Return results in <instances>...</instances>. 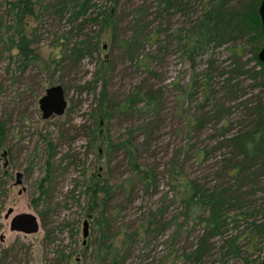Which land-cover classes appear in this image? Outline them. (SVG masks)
Returning <instances> with one entry per match:
<instances>
[{
  "label": "trees",
  "instance_id": "16d2710c",
  "mask_svg": "<svg viewBox=\"0 0 264 264\" xmlns=\"http://www.w3.org/2000/svg\"><path fill=\"white\" fill-rule=\"evenodd\" d=\"M44 1H48L46 5L40 0L6 2L5 21L0 28L5 36L1 44L5 46L7 68L15 65L16 70L23 71L40 64L33 47L34 33L26 34L24 27L26 17L37 18L35 8L51 10L59 21L68 25L77 22V28L82 24L98 27L96 34H80L71 42L69 31L54 38L52 43L57 52L49 58V63L56 70L59 67L67 72L75 70L80 61L98 51L99 33L114 24L112 9H103L100 4H116L117 0ZM191 1H197L198 11L187 16V26L170 31L168 36L172 37L173 47L186 64L190 77L184 84L179 83L180 79L172 81L169 88L175 92L177 109L186 101H195L196 105L188 107L184 113L183 136L187 141L174 149L167 161H156L158 152L151 143L157 124L150 127L160 119L158 116L167 97L164 89L135 86L120 104L110 103L105 80L110 66L106 60L99 62L90 81L80 85L79 89L98 90L96 107L90 116L98 129L104 124L106 164L103 178L82 177L63 197L75 203L80 201L81 195L86 197L84 215L90 218V225L80 252L82 264H202L216 252L220 258L238 260V264H259L258 255L264 254V94L259 92L252 100L238 103L246 113L241 116V128L234 133H229L228 122L232 110L225 106L226 102L239 97L227 91L237 86L238 79L249 80L251 89L264 88V63L256 59V53L264 45V42L261 44L264 33L256 14L260 0H187L186 3L158 0L157 6L161 5L163 13H184ZM142 30L141 27L137 37L143 36L145 44L158 42L157 30L146 33ZM132 44L133 41H121L128 59L153 76L149 60L156 56L138 54L131 50ZM219 48L225 49L228 60L218 73L224 78L219 82L222 88L217 90L212 82L211 53ZM245 54H249V59L243 60ZM54 83L61 85L60 81ZM133 116L139 123L130 122L122 134L112 140L105 124L113 117L121 121ZM208 124L215 131L211 135L214 144L209 150L199 141L191 142L193 138L199 139ZM180 131L174 130L177 134ZM96 132L100 136V132ZM190 132L194 137L188 136ZM3 136L0 123V146ZM87 136L85 147L92 150L94 130ZM215 151L223 153L215 166L214 177L192 175L188 170L190 160L196 164L207 162L208 154ZM115 158L123 162L119 165L123 170L116 174L111 166ZM52 159L50 152L44 161V174L38 180L39 195L29 200L42 228L47 224L44 217L60 206L56 200L50 207L51 200L45 198L51 172L58 169ZM76 162L71 160L67 164ZM0 174H4L1 169ZM82 174L83 170L79 175ZM75 188L76 195L73 194ZM5 193V181L0 179V203ZM138 198L140 201L136 203ZM62 205L67 206L64 201ZM75 227L76 221L63 219L52 229L45 228L43 244L55 246L50 249L51 264L68 263L71 250L62 244L58 235L67 228L72 236ZM158 245H161L159 252Z\"/></svg>",
  "mask_w": 264,
  "mask_h": 264
},
{
  "label": "rangeland",
  "instance_id": "374dc122",
  "mask_svg": "<svg viewBox=\"0 0 264 264\" xmlns=\"http://www.w3.org/2000/svg\"><path fill=\"white\" fill-rule=\"evenodd\" d=\"M14 0H0V24L5 21L6 2ZM46 5L48 1L40 0ZM186 3L187 0H181ZM158 0H117L116 4H100L102 8L112 9V17L114 24L103 29L99 33L98 51L91 57H87L80 61L79 66L70 72L49 63V58L53 57L57 52L54 38L59 34L69 31L71 35L70 42L74 41L80 34L94 35L98 27L89 26L87 24L80 25L77 28V22L66 24L59 21L57 15L49 9L35 8L37 18L26 17L24 20L25 33L33 31L36 54L40 64L38 66H29L27 69L20 71L15 69V65L6 66V55L3 52L5 48L2 39L5 38L0 28V123L3 125L4 136L0 146V169L3 170V162H7L5 167L6 174L0 179L5 181L6 195L1 199L0 203V220L2 227L0 233L3 235L1 246H7L14 241V257L9 256L6 260L7 264H51L50 249L55 246L44 245L42 236L45 228L52 229L53 226L61 221H76V227L73 229L74 234L70 236L68 229H64L60 235L62 244L68 245L71 250L70 258L67 264H82L80 252L81 245V223L83 219H87V228L89 229L90 218L86 217V197L79 198L80 201L75 203L71 199L64 200V194L75 182L82 177L86 179L103 178L106 175V164L103 150L105 144L103 135L105 131L104 124L99 129L92 123L91 114L96 107L97 91L91 92L87 88L79 89L80 85L90 81L92 74L97 69L100 61L109 62V68L106 70V92L110 103L122 102L125 95L132 91L135 86L144 87V89H164L166 91V99L164 107L158 116V121L154 122L150 127H154L152 148L158 152L157 162H164L172 155L173 150L180 147L187 138L183 136L186 129L184 121V113L189 107L190 109L196 105L195 101L184 102L179 109L174 99L173 91H170L169 84L178 79L180 84H184L190 77V72L184 62L179 59L177 49L173 47L172 37H168L170 31L187 26L186 19L193 13L198 11V3L188 2L187 9L184 13H163L161 5L157 6ZM195 11V12H193ZM79 23V22H78ZM142 32L158 31V42L154 44H145L143 36H138L139 30ZM132 42L131 50L138 54L152 53L156 57L149 60V69L154 73L153 76L148 75L142 67H136L132 61L128 59L127 50L121 45V41ZM264 40L261 41V44ZM2 43V44H1ZM138 47V48H137ZM138 50H137V49ZM213 64L211 65L212 82L215 89L220 90L223 85L219 82L224 78L218 75L223 70L228 60V53L224 48H219L211 53ZM249 59V54H245L243 60ZM242 60V61H243ZM253 63H248L252 66ZM198 71V70H197ZM49 80L50 82H47ZM239 80V81H238ZM237 86L233 89H227L232 92V96H239L236 100L226 102L225 106L231 107V115L229 117L230 132L234 133L242 126L241 118L246 113L238 103H244L252 100L255 95L264 94V88L256 87L251 89L250 82L247 79H238ZM55 81L61 82L64 88L67 108L60 117H51L47 120L40 118L37 109V99L42 95L45 88L54 85ZM241 81V82H240ZM226 91V92H227ZM193 110H190L192 113ZM189 112V113H190ZM153 120V119H152ZM135 116L129 119H120L113 117L105 126L109 130L112 140L118 138L125 127L136 122ZM181 130L179 134L174 130ZM94 130V142L92 150L87 149L88 132ZM96 130L100 132L98 136ZM212 125L208 124L202 129L199 139L193 138L198 143L201 142L204 147L209 150L214 142L211 135L215 134ZM96 132V133H95ZM217 133V132H216ZM188 136L194 137L190 132ZM190 142V141H188ZM50 145V146H49ZM53 148V149H52ZM4 152V157L1 153ZM53 153V165H58V169L51 172L50 185L47 184L45 189L47 194L45 198L51 200L50 207L54 206L56 200L59 201L54 212H49L44 217L45 228L40 225L35 210L30 203V198H36L39 195L38 180L44 174V161L49 153ZM223 151H215L209 153L207 162L196 164L190 160L188 170L193 174H208V179L213 176L215 166L220 160ZM68 157H65L67 156ZM114 155V154H112ZM115 156V155H114ZM162 158L161 160L159 158ZM61 159V160H59ZM75 159V160H74ZM77 161L74 164L67 162ZM119 158H115L111 163L115 174L123 170V166L119 165ZM83 170V174L79 175ZM117 170V171H116ZM16 171L21 173V183L14 185V174ZM23 188V189H22ZM18 190H21L18 192ZM77 193V188L73 192ZM84 200V201H83ZM140 199H136V203ZM63 201L67 206H63ZM7 208H11L12 214L19 212H33L38 218L39 228L35 233L23 234L21 232L11 231L8 228V219L2 216ZM41 208V206H38ZM238 224V223H237ZM73 225V224H72ZM74 226V225H73ZM239 229L240 226L238 225ZM55 234V232H53ZM58 244V242H55ZM59 248L61 245L58 246ZM63 247V246H62ZM161 245L156 247L159 249ZM161 249L158 250V252ZM13 251V252H14ZM263 252L259 253L258 260L263 257ZM152 256V252L150 253ZM1 262V261H0ZM239 261L233 258H220L219 252L212 254L210 258H206L202 264H238Z\"/></svg>",
  "mask_w": 264,
  "mask_h": 264
},
{
  "label": "water",
  "instance_id": "95a60500",
  "mask_svg": "<svg viewBox=\"0 0 264 264\" xmlns=\"http://www.w3.org/2000/svg\"><path fill=\"white\" fill-rule=\"evenodd\" d=\"M261 31L264 33V0H260L256 9ZM256 59L260 63H264V45L260 47L256 53ZM37 109L42 120L51 117H60L64 114L67 103L65 92L61 85L54 84L44 89L42 95L37 99ZM4 152L2 153L3 157ZM21 183V173L17 171L14 176V185ZM23 189V188H22ZM21 190H18L20 192ZM11 208L6 210L9 213ZM39 228L38 218L33 212H19L11 216L9 220V229L20 231L23 233H35ZM88 234L87 219H83L81 223V245L84 244ZM259 264H264V255Z\"/></svg>",
  "mask_w": 264,
  "mask_h": 264
},
{
  "label": "flooded vegetation",
  "instance_id": "af4514ba",
  "mask_svg": "<svg viewBox=\"0 0 264 264\" xmlns=\"http://www.w3.org/2000/svg\"><path fill=\"white\" fill-rule=\"evenodd\" d=\"M3 153V152H2ZM2 153H1V157H2ZM4 155H5V153L3 154V157H4ZM7 166V162H3V164H2V168H4L3 170H1L4 174H2V176L4 177L5 176V174L7 173L6 172V170H5V167ZM17 172V171H16ZM15 172V173H16ZM14 176H15V174H14ZM5 195H6V193H5ZM4 195V196H5ZM8 209V208H7ZM12 212V210L9 212V213H4L3 214V216H2V218L5 220V219H8V228H9V220H10V218H11V216L12 215H14L15 213H11ZM1 216V215H0ZM2 225V222H1V220H0V229H1V226ZM10 230V229H9ZM11 231H14V230H11ZM16 232H20V231H16ZM21 233H23V232H21ZM23 234H27V233H23ZM2 240H3V235L0 233V261L1 262H3V263H5V261L7 260V258L9 257V256H11V257H14V253H15V251H14V241H13V243H11V244H7V246H1V244H2ZM14 251V252H13Z\"/></svg>",
  "mask_w": 264,
  "mask_h": 264
}]
</instances>
